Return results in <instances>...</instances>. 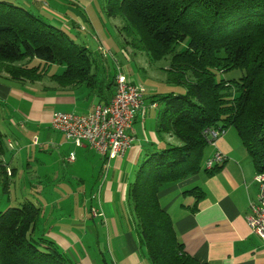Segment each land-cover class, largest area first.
I'll use <instances>...</instances> for the list:
<instances>
[{
  "label": "trees",
  "instance_id": "obj_1",
  "mask_svg": "<svg viewBox=\"0 0 264 264\" xmlns=\"http://www.w3.org/2000/svg\"><path fill=\"white\" fill-rule=\"evenodd\" d=\"M105 6L108 18L123 21L120 32L131 49L152 62L171 56L167 81L185 88L148 98L159 108L155 133L178 146L146 152L126 194L130 223L148 264H201L184 251L158 194L200 172L211 129H233L255 175L264 174V0H105ZM50 65L64 67L56 77L62 83L93 81L86 47L0 0V76L34 82ZM232 71L240 77L216 80ZM3 146L0 132V152ZM39 216L31 202L0 212V264H74L50 239L35 235Z\"/></svg>",
  "mask_w": 264,
  "mask_h": 264
},
{
  "label": "crops",
  "instance_id": "obj_2",
  "mask_svg": "<svg viewBox=\"0 0 264 264\" xmlns=\"http://www.w3.org/2000/svg\"><path fill=\"white\" fill-rule=\"evenodd\" d=\"M70 1L72 6H76V11L73 7H66V13H62L55 8L57 6L44 4L37 10L48 14L49 21H56L60 29L84 30L83 24L90 23V20L81 15V5L87 9L93 0ZM93 38L99 51L105 44L98 35ZM91 67L97 72L92 73L90 84L62 83L56 77L64 72V67H61V74H45L34 82L0 76V132L4 135V146L0 152V186L2 192L8 194L6 208L12 207L13 203L28 201L16 198L13 192L17 185L13 181L31 166L38 168L37 180L44 183V189L47 186L51 188L52 184L51 190L56 198L58 188H53L56 172L50 168L61 162L60 168L65 167L60 179L63 189L67 190L65 195L75 197L77 202L81 200L86 215H71L67 219L68 231L61 228L63 232H53L57 220L53 216L55 210L50 207L54 202H45L43 208L37 201L34 205L39 208L40 216L35 224V235L50 239L74 264H108L107 257L109 264H148L130 223L126 194L148 150L178 144L168 135L160 138L154 126L146 128L147 110L157 109L156 104L151 105L149 97H145L144 110L139 113L142 135L135 141L133 124L138 118L134 119L129 131L133 139L131 147L123 157L111 160L107 167L105 159L86 144L77 147L63 133L53 130L50 122L54 112L63 109L84 116L112 99L113 95L102 97V80L99 77L104 78V75L97 67L103 70L104 66L99 61L94 66L92 60ZM112 82L113 79L106 87H112ZM87 90L97 95L100 102L88 113L72 112L78 101L89 99ZM8 100L12 105L10 112L6 113L3 106ZM147 129L148 132L145 131ZM214 151L225 155L226 160L216 169L206 172L204 162ZM70 155H73V161H68ZM104 170L107 173L103 176ZM254 176L249 158L237 135L229 128L214 145L205 149L202 168L197 175L168 185L159 192V204L169 215L176 237L189 256L201 264H264V241L249 230L245 220L248 203L256 199ZM69 181L76 183L73 190L65 185ZM87 189L92 192L87 194ZM193 189L197 195L189 192ZM92 202L96 207L91 206ZM93 210L102 216L93 215ZM44 211L48 212V217H43ZM76 230L80 233L74 232Z\"/></svg>",
  "mask_w": 264,
  "mask_h": 264
},
{
  "label": "rangeland",
  "instance_id": "obj_3",
  "mask_svg": "<svg viewBox=\"0 0 264 264\" xmlns=\"http://www.w3.org/2000/svg\"><path fill=\"white\" fill-rule=\"evenodd\" d=\"M7 2L16 4L23 8L25 11L33 14L34 16H37L40 18H43L48 22L49 24H52L54 27L59 28V25L56 21H49V15L45 12L40 13L37 10V7L40 9V5L44 4L47 7L50 6H57L55 8L59 9L60 12L66 13V7L70 8L73 7L76 11V6L73 5L70 0H5ZM75 1V0H74ZM76 2V1H75ZM89 7L86 9V7L81 5V15L85 16L88 20H90V23L87 21V23H84L83 26L85 27L84 30L77 29L74 31H69L68 29H62L68 37L74 41L79 46H84L87 48V50L90 53V57H92L94 66L98 64V61L102 63L103 70L97 67V70L100 72V74L104 75V78L101 76L99 77L100 80H102V97L108 98L111 95H114L115 93V87L114 85L112 87H106L112 81V79L115 77L116 74L119 72L125 74L128 76L130 80L135 85H140L144 88L145 93L144 97L150 98L153 96H160L165 95L169 93H174L176 95L184 94L185 88L184 86L180 84L170 83L167 81V70L170 66V58L171 56H166L163 60L159 62H152L148 59V57L143 53L139 51H135L131 49L128 45L125 44L123 35L120 32V28L123 25V21L120 20V18H108L106 16V6H105V0H93L91 5H88ZM86 9V11H85ZM69 16L70 14L67 13ZM98 35L101 39V41L104 42L105 45H103V48L99 51L97 50V43L95 42L93 36ZM101 51V52H100ZM104 51H107L110 55H106ZM113 56V57H112ZM38 61H33L30 63V66H36L38 65ZM62 66L58 65H50L47 67H43L44 74L46 75H56L61 74L63 72ZM119 67V70L117 69ZM97 72L95 68L92 69V73L95 74ZM240 77V72L238 71H232L227 72L223 75H218L216 77V80L219 79H238ZM89 93V94H88ZM86 94V93H85ZM87 94L89 95V99H81L78 101V104L72 109L74 113H88L92 110V108L98 104L99 98L97 95L90 94V92L87 90ZM11 100L5 102L7 104L6 106H3L4 109L7 111L6 113L10 112V106L12 105ZM158 109H152L147 110L146 114V121L145 126L146 128L149 126L153 127L155 126L156 121V115L158 113ZM62 110L61 112L67 111L71 112L70 110ZM4 111V110H3ZM137 122H134L133 129H134V137L135 141L137 138H139L142 134V128L140 127V122L142 120L140 114L136 116L135 119H137ZM231 129V128H230ZM148 132V129L145 130ZM228 131V130H227ZM231 132H233V129H231ZM174 141H176L174 139ZM177 143V142H176ZM163 146V145H162ZM47 157L46 155H43ZM38 158H41L39 155H37ZM54 157H58L57 155ZM43 158V157H42ZM250 161V160H249ZM31 161H29V164ZM62 163L58 164L57 166L50 168L56 172V178L55 183L53 182V188L57 187L58 191L56 198H54L53 192L49 186H47L44 189V183L38 182V168L30 167L28 170L26 169L24 173L18 175L16 179L13 181L14 184L17 185L15 189H17L15 192H13L16 195V198H23L27 199L26 202L31 203H37L41 202L43 205V208L45 207V202H54L53 205L50 207L53 210H55L56 213H54V219L57 220L56 224H54L53 232H63L61 231V228L64 230H69L66 226L68 224V218L72 215L73 217L76 216H83L86 215V210L84 208L83 202L76 201L75 197H67L65 194L67 193V190L63 189V186L60 181V179L63 176V172L65 167L60 168ZM54 173V172H53ZM52 173V176H53ZM107 172L104 170L103 176ZM110 178V177H109ZM76 183H72V181H69L65 183L71 190L73 186H75ZM44 190V192H42ZM63 190V191H61ZM51 191V192H50ZM49 192L51 193V196L49 197ZM90 191V189H87V194ZM46 195V196H45ZM40 196V198L38 197ZM7 198L8 194H5L1 190L0 186V212L4 211L7 207ZM81 202V203H80ZM91 206L96 207L95 203ZM22 203L19 204H12L11 206H19ZM88 204V203H87ZM46 209V208H45ZM45 212V211H44ZM43 217H48V212L46 211L43 213ZM97 221V220H96ZM41 226V224H39ZM69 226V225H68ZM49 231V230H48ZM76 233H80L79 230L74 231ZM101 238H104L103 235ZM107 257V254H105V258ZM108 258V257H107ZM107 263L109 264V258L107 259Z\"/></svg>",
  "mask_w": 264,
  "mask_h": 264
},
{
  "label": "built area",
  "instance_id": "obj_4",
  "mask_svg": "<svg viewBox=\"0 0 264 264\" xmlns=\"http://www.w3.org/2000/svg\"><path fill=\"white\" fill-rule=\"evenodd\" d=\"M106 55H110L104 51ZM119 70V67H117ZM115 93L112 99L97 106L88 115L54 112L51 116V128L64 134L65 138L79 147L86 144L91 150L105 159L108 166L111 160L121 158L131 147L133 141L129 131L132 130L134 119L144 110L145 90L135 85L124 74L119 72L114 77ZM220 128L207 130L210 145L224 135ZM70 155L68 161H73ZM225 155L219 151L204 162L207 171L224 163ZM257 186L255 201L248 203V214L245 217L249 230L264 241V174H256L253 178ZM93 210V215L101 213Z\"/></svg>",
  "mask_w": 264,
  "mask_h": 264
}]
</instances>
